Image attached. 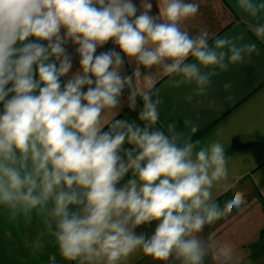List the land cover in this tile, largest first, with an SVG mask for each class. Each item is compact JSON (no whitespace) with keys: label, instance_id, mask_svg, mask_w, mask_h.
<instances>
[{"label":"clouds","instance_id":"9594fccd","mask_svg":"<svg viewBox=\"0 0 264 264\" xmlns=\"http://www.w3.org/2000/svg\"><path fill=\"white\" fill-rule=\"evenodd\" d=\"M236 7L259 21L264 0ZM199 10L197 0H0V213L40 225L33 255L47 242L69 264H129L137 255L232 264L229 244L201 235L245 203L243 192L223 206L214 198L229 175L225 147L193 140L191 120L187 136L176 123L165 131L150 78L155 69L170 87L191 86V100L256 51L242 33L193 35ZM251 30L264 42V22ZM138 99L137 120L116 118ZM153 224L151 234L137 231Z\"/></svg>","mask_w":264,"mask_h":264},{"label":"crops","instance_id":"0c3cea01","mask_svg":"<svg viewBox=\"0 0 264 264\" xmlns=\"http://www.w3.org/2000/svg\"><path fill=\"white\" fill-rule=\"evenodd\" d=\"M134 2L138 3V0ZM153 2L155 4V0ZM197 2L200 4L199 13L189 23V31L193 35L202 27L220 36L242 33L243 43H255L257 49L244 62L219 72L212 78L207 93L193 96L191 100L187 99L191 86L170 87L167 83L169 77L153 69L150 78L155 88L159 89L160 124L166 131L169 123H176L177 131L187 136L190 128L185 126L184 121L191 120L199 128L192 136L193 140H219L224 145L229 175L214 191V198L223 206L236 192H243L245 203L239 209L227 211L221 220L206 226L201 235L204 238L212 236L218 244H229L233 250L232 264H261V261L257 263V257L264 255V224L261 221H264V42L258 40L251 29L258 22H264V13L257 21L242 14L236 7V0ZM156 11L158 9L154 7L153 12ZM112 46L109 42L97 51L99 53ZM68 50L73 52L71 46ZM78 59L74 57L72 71L79 67ZM132 70L133 66L125 65L126 74H131ZM146 83L147 80H142L140 86ZM127 95L125 90V100ZM139 107H142L139 99L136 111H130L125 103L116 118L137 120ZM154 226H141L137 231L151 234ZM39 229L36 221L31 225L22 221L10 222L6 215L0 213V264H49V256L53 253H56L57 264H69L51 243L46 242L45 247L33 255L32 242ZM213 261L209 255L205 264H212ZM215 262L220 264L217 260ZM129 264L156 262L137 255Z\"/></svg>","mask_w":264,"mask_h":264},{"label":"rangeland","instance_id":"374dc122","mask_svg":"<svg viewBox=\"0 0 264 264\" xmlns=\"http://www.w3.org/2000/svg\"><path fill=\"white\" fill-rule=\"evenodd\" d=\"M256 220H259V219H256ZM261 221H262L263 224H264L263 219H262ZM262 249H264V246H262ZM257 261H258L257 263H259V262L261 261V264H264V255L261 256V257H257ZM212 264H217V263H216L215 260H214Z\"/></svg>","mask_w":264,"mask_h":264}]
</instances>
